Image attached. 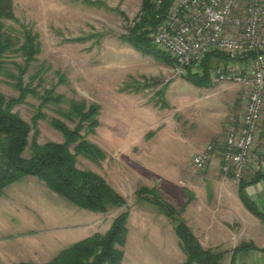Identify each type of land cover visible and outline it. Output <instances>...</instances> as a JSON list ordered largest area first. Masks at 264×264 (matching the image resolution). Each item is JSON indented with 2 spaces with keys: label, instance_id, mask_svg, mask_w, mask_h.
Listing matches in <instances>:
<instances>
[{
  "label": "rangeland",
  "instance_id": "rangeland-1",
  "mask_svg": "<svg viewBox=\"0 0 264 264\" xmlns=\"http://www.w3.org/2000/svg\"><path fill=\"white\" fill-rule=\"evenodd\" d=\"M11 1L15 19L36 35L39 43L40 52L26 68L23 84H29L30 78L35 77L31 88L40 96H44L43 90L55 85V94L64 97L60 105L65 109L72 99L100 107L95 134H86L85 128L81 134L106 157L96 164L78 156V169L98 172L122 194L127 206L155 208L136 201L134 191L140 186L154 188L164 201L177 207L181 206V198L186 197L185 190L205 187L198 177L209 165L205 170H194L191 158L204 145L219 143L230 122L242 114L245 94L238 84L196 87L176 75L171 63L143 55L123 42L120 37L138 17L143 0H86L92 4L85 0ZM4 24L7 31L19 30L11 20H5ZM23 60L16 52L4 57L0 92L6 99L18 96L10 75L16 74V65H24ZM217 65L215 62L213 68ZM59 76L66 83L58 84ZM40 104L38 97L28 95L13 112L30 125L37 113L44 114L46 117L36 122L37 143L62 142V136L49 121L63 119L54 112V106ZM64 122L70 129L74 127ZM32 135L31 130L30 140ZM70 151L73 152V146ZM263 188L261 183L251 184L245 192L256 195ZM3 193L0 264L46 263L76 243L86 231L74 226L88 212L52 193L34 177L8 186ZM10 199L16 202L11 203ZM255 205L264 213V198ZM123 208L118 212L117 208H111L105 212L107 215H102L105 220L98 224L100 234L109 229L112 213L119 214ZM129 247L148 264L176 262L173 255L176 251L164 240L151 244L153 252L147 251L146 244L131 243ZM230 251V244L216 251L222 254L220 264L228 263Z\"/></svg>",
  "mask_w": 264,
  "mask_h": 264
},
{
  "label": "trees",
  "instance_id": "trees-1",
  "mask_svg": "<svg viewBox=\"0 0 264 264\" xmlns=\"http://www.w3.org/2000/svg\"><path fill=\"white\" fill-rule=\"evenodd\" d=\"M172 0H163L159 7L148 0L142 1L140 12L121 40L133 49L146 56H152L174 65L173 60L165 53L157 50L151 40L161 19L171 5ZM85 3H91L86 1ZM11 20L19 26V30L7 31L4 21ZM13 33V34H12ZM15 34V35H14ZM37 36L33 35L25 26L19 24L13 14L11 0H0V74L5 71L4 57L7 53L16 52L24 59V65H16V74L10 76L15 81L14 87L18 92L16 98L6 99L0 92V197L8 186L26 178L34 177L49 191L64 199L79 209L93 213H105L111 208H126L112 221L109 229L103 233H94L65 249L46 263L18 262L16 264H120L123 248L127 236V202L98 174L90 170H80L76 167V158L81 156L98 164L105 159V153L96 145L87 141L81 130L86 134H95L98 127L97 116L100 107L97 104H87L85 100H70L68 108H62L64 97L55 94V85L49 90H43L40 96L31 85L35 77H31L29 84H23L22 77L29 64L35 61L39 54ZM81 40V39H79ZM230 58L218 54H207L200 65L201 74L191 75L187 72L183 78L196 87L210 88L212 84L209 74L215 62H227ZM66 80L59 76L58 84ZM28 95L41 100V107L54 106V112L59 118H50V126L61 136L62 142L47 141L37 143L38 131L36 122L46 116L37 113L32 125L24 121L13 108L25 101ZM64 121L74 124L70 129ZM33 131L31 140L30 131ZM73 146V152L70 151ZM27 151V155L25 152ZM264 181V172L257 173L248 182L241 180L237 184L239 199L244 207L261 222L264 214L255 203L243 192L244 186ZM137 202H148L155 206L174 226V232L186 259L184 264H218L221 253L204 250L191 230L171 204L164 201L154 188L140 187L135 192Z\"/></svg>",
  "mask_w": 264,
  "mask_h": 264
},
{
  "label": "built area",
  "instance_id": "built-area-1",
  "mask_svg": "<svg viewBox=\"0 0 264 264\" xmlns=\"http://www.w3.org/2000/svg\"><path fill=\"white\" fill-rule=\"evenodd\" d=\"M159 7L163 0H148ZM153 46L174 62L182 77L200 74L209 53L229 57L211 69L212 84L235 83L244 91L242 114L219 143H208L191 158L194 170L215 158L224 177L238 184L246 172H264V0H172L151 35ZM264 256V247L261 249Z\"/></svg>",
  "mask_w": 264,
  "mask_h": 264
},
{
  "label": "crops",
  "instance_id": "crops-1",
  "mask_svg": "<svg viewBox=\"0 0 264 264\" xmlns=\"http://www.w3.org/2000/svg\"><path fill=\"white\" fill-rule=\"evenodd\" d=\"M202 173L200 178L198 177V181H202L205 184L203 189L185 190L186 197L181 198L182 203L180 207L169 201L167 202L180 212L181 219L204 250L216 253L220 246L230 244L232 251L228 254L229 261L227 264H264V256L261 251L262 247H264V222L253 216L244 207L239 199L237 184L231 181L230 176L223 178L218 159H213L208 169ZM97 174L99 173L97 172ZM99 176L101 175L99 174ZM252 176L253 174L246 172L242 179L243 182H248ZM106 183L123 197L113 185L107 181ZM260 183L264 187L263 180L254 184L259 185ZM249 185L251 184L247 183L244 186L243 192L251 201L255 203L259 199L264 198V190L262 189L259 194L247 195L245 189ZM140 187L135 189L134 195ZM14 201L16 202L15 199H10L11 203H14ZM18 206L22 207L21 204H18ZM125 210L126 208H123L122 211ZM118 211H120V208H117L116 212ZM127 211V236L120 264H148L141 257L133 254L129 245L131 243L136 246L146 244L149 245L147 251L153 252L151 244L155 245L163 240L171 246L172 250L176 251L173 254L175 255V264H184L186 257L180 248L179 240L174 232V226L156 207L152 208L151 206L136 204L128 206ZM87 212L88 214H86L84 220L79 221L74 226L76 229H86L78 241L94 233H99L98 224L102 220H105L102 215H107V213L97 214L90 211ZM117 214H110L111 222ZM220 260H222V257Z\"/></svg>",
  "mask_w": 264,
  "mask_h": 264
}]
</instances>
